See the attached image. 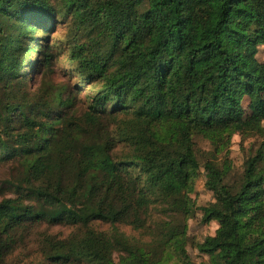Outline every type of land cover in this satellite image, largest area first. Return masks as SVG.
Returning <instances> with one entry per match:
<instances>
[{
	"label": "trees",
	"instance_id": "obj_1",
	"mask_svg": "<svg viewBox=\"0 0 264 264\" xmlns=\"http://www.w3.org/2000/svg\"><path fill=\"white\" fill-rule=\"evenodd\" d=\"M59 24L77 81L54 84L45 106L22 68L31 35ZM47 35L44 69L56 47ZM262 45L264 0H0V164L14 184L0 199V263L18 232L47 222L73 231L40 240L45 264H264V152L228 180L237 129L264 135V63L247 52ZM196 136L212 146L203 162ZM201 167L213 193L203 221L218 228L196 263L187 222ZM156 204L182 224L148 242L120 230L146 227Z\"/></svg>",
	"mask_w": 264,
	"mask_h": 264
},
{
	"label": "rangeland",
	"instance_id": "obj_2",
	"mask_svg": "<svg viewBox=\"0 0 264 264\" xmlns=\"http://www.w3.org/2000/svg\"><path fill=\"white\" fill-rule=\"evenodd\" d=\"M18 1V0H16ZM66 25L59 24L57 30H53L50 34H45L42 31H37L31 36H35L31 40L30 44L38 40L35 43V50L29 53L30 58L24 61L23 73H27V87L26 90L30 96L37 98L42 97L41 104L47 105L52 102V96L49 91L52 89L54 84L62 86H71L77 81L75 73H70L72 66L70 65V59L65 53L64 48L60 47V40L67 37L69 33L66 31ZM47 35L48 44L56 42L54 48V59L51 61L50 67L44 69L42 66L43 57V45L45 43L44 37ZM42 46V48H41ZM247 52L254 55L253 64L257 62L264 63V45L258 47H249ZM264 75V67L261 70ZM98 85H89L87 90H93ZM39 88L41 89L39 91ZM65 89V88H64ZM62 89V92L64 91ZM84 90V89H82ZM23 87L20 88L17 97L22 98ZM71 92V90H70ZM1 93V91H0ZM66 94L65 91L63 95ZM87 93L79 91L77 93L78 98H85ZM32 99V98H30ZM247 101H244L241 113L246 118L249 116V109L247 108ZM85 104L78 100L76 103V111L83 110ZM196 146L200 149V159L206 158L208 151L212 149L210 142L202 138L201 136L195 137ZM262 150L264 152V135L252 134L244 136L237 131L232 136L230 144V158L232 160V169L229 173L228 180H237L239 175L243 172L244 162L248 154H256ZM218 161L223 160V155L218 156ZM12 170L6 165L0 164V199L3 194L8 193V188L13 187V177L11 176ZM206 176L203 167L199 170V175L196 178L195 189L191 196L195 200L196 204V215L190 218L187 222V250L192 257L193 261L199 263L201 261H207L208 257L203 255L198 250V244L201 243L207 236L214 235L218 224L215 221L205 222L203 221V213L201 208L207 206L213 201V193L205 186ZM5 196V195H4ZM147 226L144 228L136 229L130 224H119L121 231L125 232L130 237L140 239L144 242H148L151 238L157 234L161 229H167L170 226H177L182 224V217L175 214L173 211L167 209L166 204H156L151 206L149 213L146 214ZM97 225V224H96ZM101 228H107V226H101ZM73 228L65 227L63 225H57L53 223H34L27 230L18 232L21 234L18 245L14 247V250L7 256L5 263L3 264H45L42 260L40 252V240L47 235H53L58 238L64 237L71 233ZM2 264V263H0Z\"/></svg>",
	"mask_w": 264,
	"mask_h": 264
}]
</instances>
